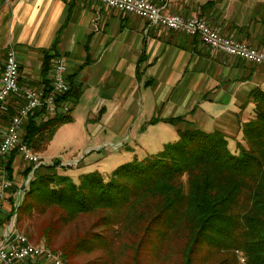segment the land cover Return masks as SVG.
I'll return each mask as SVG.
<instances>
[{
  "label": "crops",
  "instance_id": "crops-1",
  "mask_svg": "<svg viewBox=\"0 0 264 264\" xmlns=\"http://www.w3.org/2000/svg\"><path fill=\"white\" fill-rule=\"evenodd\" d=\"M150 1L166 13L199 16L224 35L264 50V0ZM0 30L7 31L1 43L0 73L6 49L13 47L19 85L44 88L49 85L53 58L63 57L67 75L76 73L79 83L76 101L94 103V134L109 130L121 136L132 131L133 119L142 117L145 127L157 125L177 138V126L163 119L180 116L184 119L180 128L187 124L238 135L239 125L253 115L248 92L264 88V67L211 49L197 36L149 24L94 0H0ZM46 52L52 58L44 75ZM13 100L8 98L2 107L0 127L9 120L4 113L12 110ZM153 118L158 121L148 123ZM98 147L94 143L84 152ZM101 157L92 152L81 161L59 160L63 167L58 173L70 177L66 167L72 164L89 170ZM19 158L16 155L12 163L14 171ZM8 200L0 195L1 220L2 214L7 215ZM25 264L50 262L36 258Z\"/></svg>",
  "mask_w": 264,
  "mask_h": 264
},
{
  "label": "trees",
  "instance_id": "trees-1",
  "mask_svg": "<svg viewBox=\"0 0 264 264\" xmlns=\"http://www.w3.org/2000/svg\"><path fill=\"white\" fill-rule=\"evenodd\" d=\"M51 58L46 52L41 74ZM75 75H66L69 90L57 99L62 105L71 101ZM248 98L253 115L239 125L233 150L222 131L185 123L176 129L177 138L155 155L125 162L106 176L90 171L73 181L58 173L57 167H63L59 160L31 165L24 170L32 176L16 212L31 217L56 209L62 224L94 217L98 231L89 228L67 247L52 248L51 229L37 235L64 264H72L76 254L96 250L112 258L117 244L134 248L137 257L143 244L153 240L158 260L177 254L179 264H264V88L253 87ZM70 110L45 119L42 108L34 110L23 125L22 141L43 151L57 127L72 121ZM11 114L8 110L6 117ZM163 121L184 123L180 116ZM12 159L5 166L9 176Z\"/></svg>",
  "mask_w": 264,
  "mask_h": 264
},
{
  "label": "rangeland",
  "instance_id": "rangeland-1",
  "mask_svg": "<svg viewBox=\"0 0 264 264\" xmlns=\"http://www.w3.org/2000/svg\"><path fill=\"white\" fill-rule=\"evenodd\" d=\"M6 34V30H0V61L3 59L4 56L1 48V43L3 42V38ZM240 41L249 44L246 41ZM47 88L48 85L44 87L45 90H47ZM16 98L21 99V96H17ZM15 101L16 100L14 99L12 111L9 110V112L12 113L11 116L14 114V107L17 104V102L15 103ZM65 104L67 110L71 108L70 115L72 116L73 120L70 122L63 123L57 127L53 136L51 137L50 141L47 143L43 151L36 152L31 147H29L33 151V153L38 156L40 160L37 165H32L26 162L21 157V159L19 158L18 164L15 166V171L14 166L12 164V173L10 174L11 176H9L5 167L7 160H9L10 157H12L13 155V163L16 155L18 157L21 155L16 149H13L0 160V176L3 175V178L0 177V183L2 179H4L8 183V187L5 189H0V192L3 198L5 196H8L9 199V207L8 210H6L7 215L2 214L3 218L2 220L0 219V231L5 230L8 225L14 223L15 229L24 233L30 241L42 242L41 239L37 238V235L40 234L43 228L49 230L51 229L48 232V237L52 240V248L54 249L63 247V245L66 247L69 246L71 243H73L72 241L77 239L84 231L89 230V228H92V231H98V229H95L93 227L94 217L90 215L80 216L68 224H62L58 219L57 213L59 211L52 208L47 209V211L43 214L35 213L31 217L27 216L23 212L21 213L18 211L15 213V204L17 207L21 202L22 197L28 188L29 179L32 176V171L29 172L28 175H24V170L27 167L32 165L31 167L35 168L39 164L50 163L53 160H61L65 163L67 161L73 160L81 161L82 158H85L90 153L97 152L98 154H101L102 157L96 165L89 166V170L78 168L76 164H72L71 167H66V171L68 172L70 178L73 181L78 180V176H76L77 174H81V172L87 171H98L102 175L106 176L118 165H121L125 162H129L133 159L140 160L142 158L155 155L162 148L160 144L162 143V141H172L176 139L168 132L163 133L162 130L157 127V125H155L154 127H145L146 124L144 125V119L142 117H139L138 119H133L134 126L132 131L129 129L121 136L115 134L114 131L110 132L109 130H102L94 134L92 132V127L97 122V118L96 111L94 110L93 101L81 103L80 101L77 102L75 100L73 104H71V101L67 100L63 103V106ZM5 113L4 114L7 117L10 116L8 115V110L5 111ZM42 115L43 118L50 117L45 115L44 113H42ZM175 126H177V128H180L178 127V124ZM21 135H23V131L21 132ZM235 135L236 134L228 135V138H230V150H233L234 148V140L239 138L238 135ZM105 139H107V141H105L104 144ZM94 143H99L100 147H98L97 149H93L92 151L89 150V148L88 151L84 152V149H87V147L93 145ZM68 164H70V162ZM58 169L62 168L57 167V171ZM18 193L20 194L18 195ZM14 213L16 216H14ZM156 244L157 241L155 240L149 243H144L142 248L140 249V254L139 256L137 255V257L133 255L134 248L132 249L128 245L121 247L119 244H117L114 247L115 255H113L112 258L108 256H101V252L99 250H96L90 255H85L86 253L76 254L71 258L69 257V261L72 264H160L161 260L163 261L162 264H179V255L177 254H174L170 257L166 256L165 259H155Z\"/></svg>",
  "mask_w": 264,
  "mask_h": 264
},
{
  "label": "built area",
  "instance_id": "built-area-1",
  "mask_svg": "<svg viewBox=\"0 0 264 264\" xmlns=\"http://www.w3.org/2000/svg\"><path fill=\"white\" fill-rule=\"evenodd\" d=\"M3 1L8 2L9 0ZM94 1L108 8L143 18L149 24H157L186 35L197 36L202 44L211 49L264 67V50L222 34L219 29L210 26L199 16L183 17L179 14L166 13L162 6L150 0ZM66 75V61L58 56L53 58L51 63L47 90L21 86L18 83L19 63L15 49L13 47L6 49L0 73V112L10 97H13L17 104L14 107V114L6 125L0 127V160L11 150L16 149L26 162L32 165L40 162L39 158L32 156V150L21 139L23 125L28 115L34 110L42 108L47 116H53L60 110H67L66 104L63 106L57 100L68 91L69 84ZM17 96H21V99H17ZM0 177L3 178V175ZM7 187L8 183L2 179L0 189ZM36 258L47 260L50 264H64L62 258L49 247L42 243L29 241L27 236L16 231L12 224L0 231V264H25L26 261Z\"/></svg>",
  "mask_w": 264,
  "mask_h": 264
},
{
  "label": "water",
  "instance_id": "water-1",
  "mask_svg": "<svg viewBox=\"0 0 264 264\" xmlns=\"http://www.w3.org/2000/svg\"><path fill=\"white\" fill-rule=\"evenodd\" d=\"M78 86H79V83L78 82H74V89L72 91V96H71V101H75L76 100V97H77V94H78ZM111 90H104V97H108V94L110 93Z\"/></svg>",
  "mask_w": 264,
  "mask_h": 264
},
{
  "label": "bare ground",
  "instance_id": "bare-ground-1",
  "mask_svg": "<svg viewBox=\"0 0 264 264\" xmlns=\"http://www.w3.org/2000/svg\"><path fill=\"white\" fill-rule=\"evenodd\" d=\"M10 1V0H9ZM32 156H34V158H38V156L35 154V153H33V151H32ZM19 192H20V188H19ZM20 194V193H19ZM19 202H20V199H19ZM16 209H17V207H16V204H15V208H14V211H15V213H16ZM15 213H14V216H16L15 215ZM12 226L14 227V223L12 224ZM14 229H15V227H14ZM16 230V229H15ZM16 231H18V230H16ZM18 232H20V231H18ZM20 233H22V232H20ZM22 234H24V233H22ZM25 235V234H24ZM30 241V240H29ZM32 242V241H31ZM34 243H41V242H34ZM43 244V243H42ZM56 254V253H55ZM58 255V254H57Z\"/></svg>",
  "mask_w": 264,
  "mask_h": 264
}]
</instances>
